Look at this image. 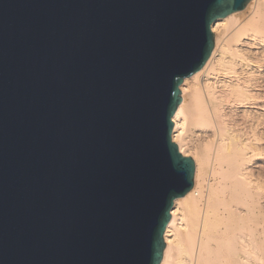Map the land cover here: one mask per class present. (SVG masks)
I'll use <instances>...</instances> for the list:
<instances>
[{"label":"water","instance_id":"obj_1","mask_svg":"<svg viewBox=\"0 0 264 264\" xmlns=\"http://www.w3.org/2000/svg\"><path fill=\"white\" fill-rule=\"evenodd\" d=\"M249 1L0 0V264H160L180 84Z\"/></svg>","mask_w":264,"mask_h":264},{"label":"bare ground","instance_id":"obj_2","mask_svg":"<svg viewBox=\"0 0 264 264\" xmlns=\"http://www.w3.org/2000/svg\"><path fill=\"white\" fill-rule=\"evenodd\" d=\"M205 66L183 79L174 141L194 161L160 264H264V0L211 24Z\"/></svg>","mask_w":264,"mask_h":264},{"label":"rangeland","instance_id":"obj_3","mask_svg":"<svg viewBox=\"0 0 264 264\" xmlns=\"http://www.w3.org/2000/svg\"><path fill=\"white\" fill-rule=\"evenodd\" d=\"M248 4V3H247ZM217 20V19H216ZM215 21V20H214ZM214 45H215V40H214ZM180 99H181V96H180Z\"/></svg>","mask_w":264,"mask_h":264}]
</instances>
